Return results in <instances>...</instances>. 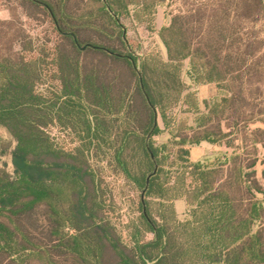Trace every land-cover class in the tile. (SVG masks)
Masks as SVG:
<instances>
[{"label":"trees","instance_id":"obj_1","mask_svg":"<svg viewBox=\"0 0 264 264\" xmlns=\"http://www.w3.org/2000/svg\"><path fill=\"white\" fill-rule=\"evenodd\" d=\"M26 1L42 9L57 39L34 51L19 27L0 21V128L12 142L11 171L0 166V264H264V206L247 196L261 193L248 180L255 163L234 151L208 163L188 157V146L229 135L221 120L238 119L230 106L242 90V71L230 52L236 40L227 15L209 18L200 30L188 15L174 14L157 33L165 59L137 58L117 17L131 5L150 13L164 0H86L73 12L68 0H41L50 12ZM85 28L108 42L89 41L80 50ZM87 50L98 58L88 60ZM186 59L192 83H213L225 93L188 130L168 112L186 89ZM182 102L196 110L193 92ZM162 132L168 139L155 143ZM5 147L0 138V152ZM92 156L139 192L138 216L122 226L127 242L111 222L114 205ZM177 199L186 205L183 220L175 215Z\"/></svg>","mask_w":264,"mask_h":264},{"label":"rangeland","instance_id":"obj_2","mask_svg":"<svg viewBox=\"0 0 264 264\" xmlns=\"http://www.w3.org/2000/svg\"><path fill=\"white\" fill-rule=\"evenodd\" d=\"M85 2L86 0H68L67 10L73 12ZM9 9L14 11L16 18L12 19ZM178 13L188 15L192 26L200 30L204 28L209 18L227 15L228 24H231L236 40L230 52L237 61L239 60L235 65L241 66L243 82L240 95L236 96L235 101L232 100L230 106V111L234 112L238 119L230 117L219 122L220 130L229 133L222 141L226 143V141L235 139L233 148H226L225 144L188 146L189 160L208 163L220 158L224 153L230 154L234 151L241 154L245 164L255 163L253 168L247 169V172L254 170L255 177H248V180L252 183L256 181L261 190V193L249 191L247 196L260 200L264 206V0H164L155 5L150 13L140 12L137 6L131 5L126 15L121 18L117 17L127 49L137 58L154 53L165 59V48L157 33L162 26L169 23L172 15ZM0 21H12L15 26L19 27L30 38L34 51L46 46L51 47L57 39L52 30V24L42 9L32 6L26 0H0ZM78 37L80 46L89 44V41L108 42L103 36H99L89 28L80 30ZM14 48L18 50L19 45L15 44ZM84 54L88 60L98 58L88 50ZM187 70L188 60L186 59L181 63L180 73L186 89L182 93L181 101L172 106L168 112L173 115L178 127L179 124L176 122L185 120L188 130L187 127H193L194 120L207 114L209 107L225 93L218 90L213 83H192ZM188 92H193L195 95V111L188 110V105L182 102L183 96ZM227 113L226 111L225 114ZM158 123L162 126L159 120ZM53 133L61 136L57 130ZM168 137L166 132H162L153 136V140L159 144L165 142ZM0 138L6 145L5 151L0 152V166H5L7 171H11L7 147L11 148L12 142L1 128ZM169 147L172 150L175 148L171 145ZM90 165L103 181L107 202L109 200L113 202L114 209L109 212L111 222L117 226L122 241L127 242L126 228L122 226H128L129 222L138 216L136 206L139 192L122 175L115 173L105 159L92 156ZM179 204L182 203L177 201L176 206L179 207ZM174 211L177 218L181 220L186 218V209L180 212L174 207ZM255 226H259V222H256Z\"/></svg>","mask_w":264,"mask_h":264},{"label":"water","instance_id":"obj_3","mask_svg":"<svg viewBox=\"0 0 264 264\" xmlns=\"http://www.w3.org/2000/svg\"><path fill=\"white\" fill-rule=\"evenodd\" d=\"M31 1H33V2H35V3H38V4H40V5H42V6H44V7L47 8V6L45 5V3H43V2L40 1V0H31ZM47 10L50 12V10H49L48 8H47ZM112 15H113V14H112ZM62 33H65V32H62ZM86 46L91 47L90 44H85V45H83V46H80L79 48H80V50H83ZM135 70H136V72H137V75H138V78H139V82H140V84H141V77H140V74H139L138 69H137L136 67H135ZM156 124H157V118H154V121H153V124H152L150 130L147 132V134H146V136H145V144H146V147H147V148H148V139H149V136H150V134H151V132H152V130H153V128L155 127ZM150 156H151V158H152V160H153V155H152L151 151H150ZM155 170H156V164L154 163V168H153V170H152L151 173L148 174L147 177H146V185H145V188L141 191V197L143 196L144 190H145L146 187H147L148 179H149L150 175H152V174L155 172Z\"/></svg>","mask_w":264,"mask_h":264},{"label":"crops","instance_id":"obj_4","mask_svg":"<svg viewBox=\"0 0 264 264\" xmlns=\"http://www.w3.org/2000/svg\"><path fill=\"white\" fill-rule=\"evenodd\" d=\"M1 129H2V128H1ZM2 130H3V129H2ZM204 144H210V145L220 146V145H224L225 143H224L223 141L218 142V143H209V142H207V141H201V142H199L197 145H194V146L196 147V146H200V145H204ZM225 147H226V148H230V147H227L226 144H225ZM177 201H179V202L182 203V204H179V207L176 206V202H177ZM174 207H175V210H176V211H180V212H184V210L186 209V205H185V203H184V201H183L182 199L175 200V201H174Z\"/></svg>","mask_w":264,"mask_h":264}]
</instances>
